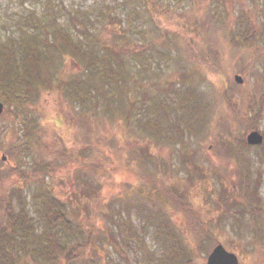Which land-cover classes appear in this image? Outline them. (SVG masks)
<instances>
[{"label":"trees","instance_id":"16d2710c","mask_svg":"<svg viewBox=\"0 0 264 264\" xmlns=\"http://www.w3.org/2000/svg\"><path fill=\"white\" fill-rule=\"evenodd\" d=\"M54 1L48 0L46 9L42 13L46 14L50 7L55 10ZM176 1L181 2V0H135L134 3L133 0H120L119 4L124 12L117 17L118 14L114 15L111 12L112 4L104 0L102 7L98 2L95 7L93 6V10H83L82 5L75 6L74 11L68 10L69 14H73V16L69 18L54 16L51 23L42 20L35 8L31 9L26 16L22 15L16 19V25H18L25 17L26 28L23 29V33L15 42L12 40L0 42V99L7 106L5 112L15 105L18 109L22 108L21 114L25 116L22 119V134L20 138L18 137L17 144L5 150L0 148V151L6 152V156L9 154L11 159L17 150H22L25 155L31 158V162H27V165L20 164L15 158L11 159L14 163L7 165L0 158V264H99L87 252L92 247L97 225L102 223L103 219L113 217L111 204L105 203L98 197L103 183L101 177L109 173L111 166L108 167L107 163L113 160L110 153L107 155L103 150L97 148L99 145L97 143L101 141V129L109 131L114 122V120L108 121L109 117L106 115L116 119L117 114L123 113V115H128V118L132 115L130 113L132 107L138 109L135 118L144 127L145 137H156L161 141L177 144L184 138L181 140L175 138L169 132V127L178 126L184 134L185 129L193 124L189 123L190 113L203 115V117L206 115L202 97L196 102L194 110L184 111L188 107L187 104L181 110L182 106L188 102L187 100H190L186 95L191 92L184 88V85L182 87L184 81L186 82V79L192 77L185 71L182 72L183 79L180 83L173 80L169 83L174 98L146 95L143 98L145 101H140L139 106L138 102L137 107L131 104L133 84L139 81L137 77L143 73L142 70L150 66L152 61H157L158 57L165 56L166 58L171 55L169 46L173 45L178 48V45H183L186 47L195 46L200 49L206 48L205 52L214 56L211 62L219 69H221L219 65H221L225 54L220 60H216L215 56L225 53L224 51H227L230 57L238 59V69L241 72H246L250 68L253 58L255 61L258 59L257 63L261 65L257 69L262 72L263 79L261 80L263 81L258 82L255 86L258 92L264 90V60L262 58L264 57V31L257 27L259 20L255 19L253 13H247L248 1L240 0V13L235 14L233 6L227 5L226 0H212L215 1V5H213L214 3L206 4V9L200 5L198 0H192L186 4V7L193 13L196 11L197 13L192 20H186L185 25L196 38L186 36L187 38H182V40L175 34V31L173 32L167 27L163 20L164 13L175 10ZM251 2L253 5L250 8L254 11L264 6L262 1L251 0ZM140 6L143 8L142 13H138ZM218 9L219 13L225 11V18L219 19L214 13V10ZM95 10H99L96 18L102 21V24L105 23L98 29H96L98 25L90 16L91 12ZM127 10L136 12L139 18L147 20L152 29V36L150 40H147V45L141 43L142 51L134 49L136 41L131 34L133 27L129 21L131 13L129 14ZM201 10H204L202 12L204 14H201ZM82 14L87 16L81 18ZM124 14L126 23H123ZM101 28L103 31L100 30ZM218 39L226 40L227 46H221L218 41H216L217 44L210 43V41ZM166 45L167 49H165ZM144 51H148V53ZM154 53L158 57H154ZM67 63L71 64L68 69L65 68ZM140 65L141 68L138 69ZM223 67L228 68L229 66L225 62ZM56 84L63 99L59 104V116L64 117L66 130L72 131L78 126V131L81 127L88 125L89 137L85 139L87 141L79 142L77 132H73L76 139L71 146H68L69 141L65 140L63 136L61 137L54 130L49 131V135L39 123L38 116L27 114L24 110V106L28 107L30 102H35L41 89H54ZM244 88L249 90L246 84H244ZM250 93L236 95L234 91L227 92L226 94L230 96L223 100L235 112L239 110V105L251 110V102L253 107L259 104L258 109L260 108L259 111H261L260 106L264 105V101L250 96ZM174 101L176 105H173ZM178 102L180 103L178 104ZM128 103L131 104L129 108L126 107ZM209 105L212 106V104ZM179 110L182 112V125L174 121L173 118ZM210 113L209 110L207 115ZM258 113H255L254 119L258 117ZM21 114L18 116L20 117ZM104 115L105 117H103ZM101 117L102 119H98L94 126V121ZM205 119L200 124L195 121L197 130L205 129L207 123ZM249 119L250 117L243 125L246 130H249L250 127ZM225 125L226 121L224 125H221L223 130ZM243 133L245 132L243 131ZM113 136L110 135L107 140L112 142L115 140ZM68 138L70 139V136ZM235 138L232 137L231 140ZM240 141H243L242 138ZM224 149L231 150L228 146ZM89 151L92 154L88 158L82 157V163L91 172V176L82 179L85 184L81 189L82 192L79 191L83 196L86 195V217L79 221L78 218L72 217L66 200L57 193L55 187L51 186L49 179L55 174L58 166L78 161L76 152L83 155ZM181 155L182 162L188 163L192 176L203 177L206 175L204 168L196 164L192 154ZM160 160L164 161L165 159L160 157ZM244 168L242 167L244 175V181H241L242 190L248 183L245 178L248 173ZM73 173H75V169ZM20 180L29 183L35 182L37 185L39 191L33 195L34 199L30 200V203L20 185ZM167 189L168 194H162L163 198L159 195L163 202L165 199L185 211L194 209L186 194L176 191L171 186ZM247 196L249 200L252 197V200L246 202L247 197L244 196L246 202L244 209L253 212L255 221L258 218L264 219V217H260V212H264V210L257 206L259 198L257 199L254 194L252 196L251 192L247 193ZM104 205L107 212L103 210ZM167 214L169 215L167 211L163 210H149L146 216L141 213L146 218V226L149 223L152 224L153 218L158 220L154 230L156 235L173 237L176 240L183 233L182 231L177 232L176 223L173 224L172 218H169ZM121 225L125 226L127 232L121 228ZM103 226H106L112 236V227L107 222ZM116 226L119 236L124 240L127 239L124 232L128 236L132 232L135 236L138 234L135 220L130 214L127 218H120ZM146 226L144 225L142 229H145ZM101 227L100 232H102ZM62 233L76 234L78 240L73 242L70 238L63 237ZM164 251L166 253L159 258V264H187L190 261L185 253V255L182 254L181 249L180 251L177 249L168 251L165 247ZM93 252L96 254V249L93 248ZM148 259L151 263L153 259V264H157L153 255H150ZM107 264H121V262L111 258Z\"/></svg>","mask_w":264,"mask_h":264},{"label":"rangeland","instance_id":"374dc122","mask_svg":"<svg viewBox=\"0 0 264 264\" xmlns=\"http://www.w3.org/2000/svg\"><path fill=\"white\" fill-rule=\"evenodd\" d=\"M47 1L0 0V42H7L8 40L15 42L19 38V35L23 33V29L26 28L25 17L18 25H16V19L22 15L26 16L31 9L36 8L42 20L51 23L54 16L62 18L73 16V14H69L68 10L74 11L75 6L82 5L83 10H93V6L95 7L98 2L101 3L102 7L104 0H55L53 3L55 10L50 7L45 14L42 12L46 9ZM106 1L113 6L114 11L111 9L112 14H118V17L120 13L124 12L119 4L120 0ZM198 1L204 8L206 4L215 2L212 0ZM246 1L249 3L246 5L247 13H253L255 19L259 20L257 27L259 30L264 31V4L262 8L254 11L250 8L253 5L251 0ZM258 1L264 2V0ZM133 2L135 3V0ZM190 2L192 0L176 1L175 10L163 14L164 23L170 30L175 31V34L179 38L181 37V40L190 36L196 38L185 25V21L192 20L197 13V11L193 13V11L187 9L186 4ZM239 2L240 0H226L225 3L233 6V12L239 14ZM138 10V13H142V6ZM203 11L201 10V14H204ZM218 11L219 9L214 10V13L219 19L226 17L225 11L223 13ZM127 12L131 13L129 21L133 25L131 34L134 38H132L136 41L134 49L142 51L143 46L141 43L147 45V40H150L152 36V29L147 20L139 18L136 12L130 10H127ZM98 13L99 10H95L90 15L98 25L96 29L99 26L103 27L105 24H102V21L96 18ZM125 14L123 15L125 18L122 17L123 23L127 22ZM80 16L85 18L87 15L82 14ZM100 30L103 31V28ZM173 41L176 40L173 39ZM216 41L223 47L227 46V41L221 39L210 41V43L217 44ZM168 48L172 52L171 55L166 58L165 56L159 58L154 53V57L159 59L152 61L146 69H141L143 73L137 77L139 81L133 84L131 104L137 107L138 102L139 106L140 101H145L143 98L146 95L174 98L169 83L172 80L180 83L183 79L182 72L185 71L192 77L186 79V82L183 80L182 87L184 85V88L191 92L186 95L190 100H187L188 102L182 106L181 110L185 108L186 104L188 107L184 111L194 110L196 102L202 97L206 115L209 110L211 113L204 117L203 115L190 113L188 116L189 123L193 124L185 129L184 134L178 126L169 127V132L175 138L178 140L184 138L178 144L161 141L156 137H145L144 127L135 118L138 109L132 107V112H130L132 115L128 118V115H123V113L117 114L116 119L106 115L109 117H106L108 121L114 120V122L109 131L101 129V141L97 143L99 144L97 148L103 150L107 155L110 153L113 160L107 163L108 167L111 166L109 173L100 176L103 183L98 197L104 200L105 203L111 204L113 217L103 219L102 223L97 225L92 247L88 249L89 252L87 253L99 264H107L111 258L119 260L121 264H153V259L152 263L148 259L150 255H153L155 262L159 264V258L166 253L164 251L166 247L168 251L175 249L180 251L181 249L182 254L185 253L190 258L187 264H205L213 246L218 242H222L228 249L238 254L241 264H256L259 261L258 258L264 255V219L258 218L255 221L253 212L248 211L243 214L242 210L246 207V202L252 200V197L249 200L247 196V193L250 192L252 196L254 194L257 199L259 198L260 201L257 206L264 210V141L258 145H250L245 141L247 134L254 129L258 130L264 137V105L260 106L261 111H259V104L253 107L251 102V110L239 105V110L235 112L231 106L224 103L223 99L230 96L226 94L227 92L234 91L236 95L251 92L250 96L264 101V90L258 92L255 86L258 82L263 81L261 80L263 79L261 77L262 72L257 69L261 64L257 63L258 59L255 61V58H253L250 68L246 72H241L238 69V59L230 57V54L224 51L225 53L215 56L216 60H220L225 54L221 60V65H219L221 69H219L217 65L211 62L214 56L207 54L205 52L206 48L200 49L195 46L186 47L183 45H178V48L172 45ZM165 49H167V45ZM144 52L148 53V51ZM262 58L264 60V57ZM225 62L229 66L228 68H222ZM70 65L67 63L65 68L68 69ZM140 68L141 65L138 69ZM235 74H241L244 82H236ZM244 84L249 90L244 88ZM56 87L57 84L53 87L54 89H41L35 102H30L28 107L24 106V110L27 114L38 116L39 123L49 135V131L54 130L61 137L63 136L65 140L69 141L68 146H71L76 139L73 132H77L79 142L87 141L85 139L89 137L88 125L81 127L78 131V126L72 131L66 130L64 117L59 116V104L63 99ZM131 104L128 103L126 107H131ZM209 104H212V106L210 107ZM173 105H176L175 101ZM6 110L7 106L0 117V148L3 150L17 144L22 134V119L25 117L21 114V107L18 109L15 105H12L8 112H5ZM255 113H258L256 119H254ZM18 114H21L20 117ZM248 117H250V127L249 130H246L243 125ZM173 118L174 121L183 124L180 110ZM98 119L101 120L102 117L94 121V126ZM204 119L207 121L205 129L197 130V125L194 124L195 121L200 124ZM174 121L172 120L173 123ZM225 121L226 127L223 130L221 125H224ZM59 122L61 123L59 124ZM110 135H114L113 138H115L112 142L107 140ZM232 137L236 138L231 140ZM52 138L54 140V135ZM241 138L243 141H240ZM225 146H228L231 150L226 151ZM35 153L38 154L37 151ZM76 153H78V161L58 166L55 174L49 179V183L66 200L72 212V217L82 221L86 217L85 206L87 202L86 195L83 196L79 191L83 189L85 184L82 179L91 176V172L82 163V157L88 158L92 152L89 151L83 155L79 152ZM3 154L6 155V152L0 151L1 159H3ZM181 154L186 156L192 154L195 157L193 159L196 164L204 168L206 175L203 177L192 176L188 163L182 162ZM160 157L165 160H160ZM13 158L18 160L20 164L27 165V162H31L30 156L25 155L22 150H17V153L11 159ZM11 159L7 154V159L3 161L7 165H11L13 162ZM242 167H245L244 170L248 173V176L245 177L248 183L246 187H243V190L241 189V181H244ZM74 169L75 173H73ZM20 185L27 196V201L29 203L30 200L33 201V195L39 191L36 183L20 180ZM169 186L174 187L180 193L186 194L194 209L185 211L180 206L167 202L165 199L163 202L162 194H168L167 188ZM244 196L247 197L246 202ZM237 202L240 203L237 204ZM103 210L107 212L105 205ZM149 210L167 211L169 213L167 216L172 218L173 224L176 223L177 232L182 231L183 235L176 240L173 237L156 235L154 230L158 220L153 218L152 224L149 223L146 226V218L141 215L143 213L146 216ZM260 213V217H264V212L261 211ZM129 214L135 220L138 234L135 236L132 232L128 236L125 226L121 225V228L126 231L124 233L127 239L124 240L119 236L116 225L120 218H127ZM76 218L74 219L77 220ZM236 220L239 225H236ZM106 222L112 227L113 237L106 226H103ZM144 225L146 228L142 229ZM100 226H102V232H100ZM62 236L70 238L73 242L78 240L76 234L62 233ZM93 248L96 249V254H93Z\"/></svg>","mask_w":264,"mask_h":264},{"label":"water","instance_id":"95a60500","mask_svg":"<svg viewBox=\"0 0 264 264\" xmlns=\"http://www.w3.org/2000/svg\"><path fill=\"white\" fill-rule=\"evenodd\" d=\"M234 78L238 83L244 82V78L241 74H235ZM4 108L5 105L0 100V117L4 112ZM246 141L249 144H260L263 142V135L256 129L251 130L246 136ZM2 158L6 160L7 156L3 154ZM206 264H240V262L237 254L226 249L220 242L215 245L210 252Z\"/></svg>","mask_w":264,"mask_h":264},{"label":"flooded vegetation","instance_id":"af4514ba","mask_svg":"<svg viewBox=\"0 0 264 264\" xmlns=\"http://www.w3.org/2000/svg\"><path fill=\"white\" fill-rule=\"evenodd\" d=\"M240 202H237V204H239ZM244 211H246V209H244ZM240 213H241V211H239ZM248 211H246V213H247ZM245 213V214H246ZM244 214V213H243ZM239 219V218H238ZM235 220V219H234ZM236 225H239V222L236 220ZM260 257V256H259ZM259 259V261L256 263V264H264V255L262 256V257H260V258H258Z\"/></svg>","mask_w":264,"mask_h":264}]
</instances>
